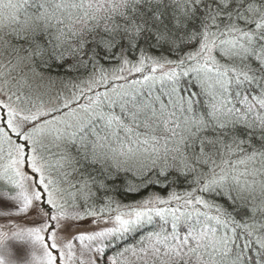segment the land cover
<instances>
[{"label":"snow or ice","instance_id":"1","mask_svg":"<svg viewBox=\"0 0 264 264\" xmlns=\"http://www.w3.org/2000/svg\"><path fill=\"white\" fill-rule=\"evenodd\" d=\"M0 264H264V0H0Z\"/></svg>","mask_w":264,"mask_h":264}]
</instances>
